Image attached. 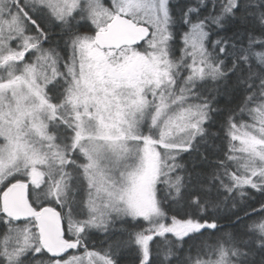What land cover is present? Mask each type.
Here are the masks:
<instances>
[{
  "label": "snow or ice",
  "instance_id": "obj_1",
  "mask_svg": "<svg viewBox=\"0 0 264 264\" xmlns=\"http://www.w3.org/2000/svg\"><path fill=\"white\" fill-rule=\"evenodd\" d=\"M0 264H264V0H0Z\"/></svg>",
  "mask_w": 264,
  "mask_h": 264
},
{
  "label": "trees",
  "instance_id": "obj_2",
  "mask_svg": "<svg viewBox=\"0 0 264 264\" xmlns=\"http://www.w3.org/2000/svg\"><path fill=\"white\" fill-rule=\"evenodd\" d=\"M222 224L227 227V221H222ZM125 259H128L127 257Z\"/></svg>",
  "mask_w": 264,
  "mask_h": 264
}]
</instances>
